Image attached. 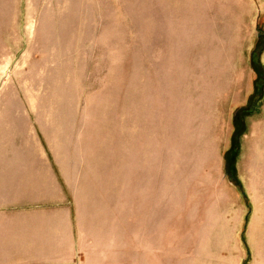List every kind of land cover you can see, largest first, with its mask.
Segmentation results:
<instances>
[{
  "label": "rangeland",
  "instance_id": "1",
  "mask_svg": "<svg viewBox=\"0 0 264 264\" xmlns=\"http://www.w3.org/2000/svg\"><path fill=\"white\" fill-rule=\"evenodd\" d=\"M21 157L80 200L90 264H264V0H0Z\"/></svg>",
  "mask_w": 264,
  "mask_h": 264
},
{
  "label": "crops",
  "instance_id": "2",
  "mask_svg": "<svg viewBox=\"0 0 264 264\" xmlns=\"http://www.w3.org/2000/svg\"><path fill=\"white\" fill-rule=\"evenodd\" d=\"M1 171L0 264H90L80 200H69L52 161L21 157Z\"/></svg>",
  "mask_w": 264,
  "mask_h": 264
}]
</instances>
